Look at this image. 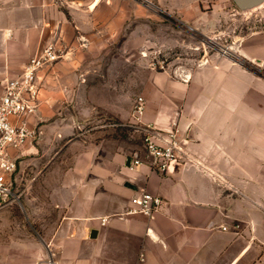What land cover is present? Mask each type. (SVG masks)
<instances>
[{
	"label": "crops",
	"instance_id": "0c3cea01",
	"mask_svg": "<svg viewBox=\"0 0 264 264\" xmlns=\"http://www.w3.org/2000/svg\"><path fill=\"white\" fill-rule=\"evenodd\" d=\"M145 1L168 14L192 10L185 0ZM105 2L0 0V96L5 79L48 43L66 52L40 74L42 103L29 121L53 153L37 168L34 194L20 202L25 211H0V264H264V75L227 59L192 73L194 82L149 85L141 124L171 129L176 121L185 157L167 174L148 162L134 167L142 145L125 149L106 136L94 110L136 122L135 101L127 109L122 96L112 105L72 101L78 45L90 40L92 17ZM249 51L256 54L246 58L264 65V44ZM94 120V132L76 129ZM143 191L164 199L153 217L130 212Z\"/></svg>",
	"mask_w": 264,
	"mask_h": 264
},
{
	"label": "rangeland",
	"instance_id": "374dc122",
	"mask_svg": "<svg viewBox=\"0 0 264 264\" xmlns=\"http://www.w3.org/2000/svg\"><path fill=\"white\" fill-rule=\"evenodd\" d=\"M185 2L192 9L186 15L168 14L156 3L145 0L105 2L107 7L92 17L90 40L78 45L79 68L72 101L81 106L91 104V100L112 105L122 96L127 109L131 100L136 103L138 97L144 96L149 85L194 82L192 73L196 74L204 65L221 66L227 59L264 75L262 62L250 61L245 54L251 52L250 47L264 44V3L241 10L233 0ZM143 9L150 11L148 18ZM103 16L107 23L100 28L99 20ZM82 69H86V76L80 75ZM80 83L84 86L82 90ZM64 111L78 112L74 107H65ZM94 116L104 118L101 123L108 125L106 136L118 140L125 149H138L142 145L143 131L136 128L135 122H120L99 107L94 110ZM50 121L51 118L47 120ZM97 122L83 121L75 126L80 133L90 132ZM114 123L121 125L111 126ZM51 145L42 148L39 144V152L28 156L19 166L21 201L34 194L32 185L37 168L50 159ZM11 206L18 213L25 211L20 203Z\"/></svg>",
	"mask_w": 264,
	"mask_h": 264
},
{
	"label": "built area",
	"instance_id": "2783aa9c",
	"mask_svg": "<svg viewBox=\"0 0 264 264\" xmlns=\"http://www.w3.org/2000/svg\"><path fill=\"white\" fill-rule=\"evenodd\" d=\"M65 55L62 46L48 43L18 73L5 79L0 96V209L21 202L23 189L19 187L18 169L26 157L38 153L42 134L40 126L29 121L30 116L38 113L42 103L40 74ZM144 111L145 101L139 97L133 108V118L137 122L136 128L143 131L142 153L138 150L133 154L131 165L138 167L148 162L153 170L167 174L175 162L185 157L177 122L173 121L171 129L142 125ZM163 204L162 196L143 191L131 198L130 212L153 217ZM105 221L103 219L102 223ZM45 264L56 263L49 260Z\"/></svg>",
	"mask_w": 264,
	"mask_h": 264
},
{
	"label": "water",
	"instance_id": "95a60500",
	"mask_svg": "<svg viewBox=\"0 0 264 264\" xmlns=\"http://www.w3.org/2000/svg\"><path fill=\"white\" fill-rule=\"evenodd\" d=\"M241 10L256 8L264 3V0H233Z\"/></svg>",
	"mask_w": 264,
	"mask_h": 264
}]
</instances>
